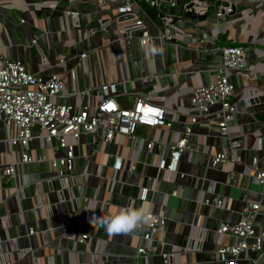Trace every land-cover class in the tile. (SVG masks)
Returning a JSON list of instances; mask_svg holds the SVG:
<instances>
[{"label": "crops", "instance_id": "obj_1", "mask_svg": "<svg viewBox=\"0 0 264 264\" xmlns=\"http://www.w3.org/2000/svg\"><path fill=\"white\" fill-rule=\"evenodd\" d=\"M137 1V14L156 36L150 47H141L137 36L115 38L131 22V17H118V0H0V64L22 61L44 78L60 74L65 97L57 102L96 107L113 96L129 108L139 94L164 106L173 120L171 129L140 126L136 138L116 133L106 141L103 132L68 137L77 158L75 178L66 181L56 177L49 160L17 164L15 175L1 178L2 168L21 160L26 148L10 143L16 131L0 120V264H222L216 249L235 239L220 237V225L237 223L248 203L259 202L264 209V188L246 173L253 158L264 157V0H229L228 7L219 0H197L198 11L208 6L206 18L179 21L177 39L170 42L157 37L164 25L158 8L163 0H146V7ZM227 8L231 11L219 18L217 11ZM68 10L79 12L80 29ZM90 30L95 32L85 38ZM230 45L247 48V68L230 73L238 113L223 138L219 108L205 117L190 99L213 81L222 48ZM84 51L89 55L82 59ZM194 117L198 121L192 124ZM190 126L194 150L183 153L178 172L160 171L169 145ZM230 139L241 143L238 152ZM149 140L162 142L164 150H149ZM225 151L240 159L211 167V157ZM29 152L48 158L65 154L42 138L31 143ZM116 157L123 158L118 169ZM129 209L165 217L154 253L137 255L138 247L147 244L144 230L110 234L93 221ZM254 224L264 230V217ZM82 234H88L85 242L79 240ZM239 262L264 264V249L243 252Z\"/></svg>", "mask_w": 264, "mask_h": 264}, {"label": "built area", "instance_id": "obj_2", "mask_svg": "<svg viewBox=\"0 0 264 264\" xmlns=\"http://www.w3.org/2000/svg\"><path fill=\"white\" fill-rule=\"evenodd\" d=\"M118 17L129 16L130 21L125 23L117 33L116 39H132L138 37L141 47H150L156 38L147 28L145 21L141 18L136 9L137 0H118ZM152 4L156 0H150ZM199 3V1L194 0ZM104 2V1H103ZM105 3V2H104ZM103 5L102 2H100ZM175 6V2L171 3ZM231 8L217 11V16L223 17ZM201 14L208 12V6L202 7ZM75 26L80 29L79 12L74 10L67 11ZM171 19H164L163 28L160 29L158 38L165 42L174 41L177 32L170 24ZM110 22L102 24L107 29ZM95 30L85 33L88 38ZM137 34V35H135ZM247 48L242 45H230L222 48L223 61L213 81L205 86L198 87L190 101L203 116L209 117L213 109L218 107V130L220 136L228 138L230 134L231 122L238 113V106L232 100L236 84L231 79V72H244L246 67L245 54ZM89 52L84 51L80 57H88ZM61 62L64 59H60ZM115 87V86H114ZM107 89L108 87H104ZM65 97L64 80L60 74H52L48 78L32 73L22 61L5 60L0 64V120L9 128L15 129L16 134L9 139L12 145L22 144L26 151L21 160L13 161L5 165L2 169V177H11L16 173L17 164L31 163L36 160H49L53 171L61 181L75 178L76 154L75 144L69 143L68 137L79 140L81 135L87 133L103 132L106 141L113 139L116 133L136 138L138 127L148 128L173 127V120L167 117L164 106L151 102L142 95H135L133 105L129 108L122 107L113 97H107L96 107L85 105L77 107L66 102H57L56 98ZM198 121L194 117L192 124ZM193 134L192 127H188L182 136L174 140L169 145V152L164 155L158 168L160 171L178 172L179 163L182 155L186 151H192L190 137ZM36 138H42L46 143L52 145L57 152L64 150L62 156L48 158L45 155L34 157L29 148ZM230 147L238 152L241 143L230 139ZM147 148L164 150L165 145L160 141L149 140ZM240 159L239 156H232L228 151L218 153L211 157V167H218L221 163L230 160ZM123 158L116 157L114 167L116 169L122 164ZM135 170V166L133 167ZM246 173L252 177L259 185L264 188V157H255L246 168ZM149 189H142V197L146 198ZM148 215L147 223H141L138 229L144 230L143 238L147 244L138 247L137 255L146 256L154 253V243L157 234L166 225V219L162 215L146 212ZM262 215L264 209L258 202L248 203L244 208L240 220L235 224L222 223L217 229V234L221 237L231 234L235 242L231 245H221L216 251V259L222 264H240L239 260L245 251H261L264 249V230H257L255 227L256 218ZM30 234H35L34 227L29 228ZM70 238L74 237L73 232L67 233ZM88 234H82L79 240L85 242ZM169 260L170 255H164ZM8 264H15L10 262Z\"/></svg>", "mask_w": 264, "mask_h": 264}, {"label": "clouds", "instance_id": "obj_3", "mask_svg": "<svg viewBox=\"0 0 264 264\" xmlns=\"http://www.w3.org/2000/svg\"><path fill=\"white\" fill-rule=\"evenodd\" d=\"M148 215L144 210H127L115 216H103L98 220L94 217V223L101 224L110 234L130 233L139 224L147 223Z\"/></svg>", "mask_w": 264, "mask_h": 264}, {"label": "water", "instance_id": "obj_4", "mask_svg": "<svg viewBox=\"0 0 264 264\" xmlns=\"http://www.w3.org/2000/svg\"><path fill=\"white\" fill-rule=\"evenodd\" d=\"M175 2V6H170L168 3ZM219 5L228 7L231 5L229 0H219ZM198 2L191 0L187 3H183L181 0H163V3L158 6V8L163 12L162 19H171V25L175 28L176 24L179 21H182L184 18H190L194 20L205 19L207 14H201L197 10ZM234 7V6H233ZM225 12V9H222ZM127 18L129 16H123Z\"/></svg>", "mask_w": 264, "mask_h": 264}, {"label": "trees", "instance_id": "obj_5", "mask_svg": "<svg viewBox=\"0 0 264 264\" xmlns=\"http://www.w3.org/2000/svg\"><path fill=\"white\" fill-rule=\"evenodd\" d=\"M143 2V5L146 7L148 6L149 4L146 2V0H141ZM148 4V5H147Z\"/></svg>", "mask_w": 264, "mask_h": 264}]
</instances>
